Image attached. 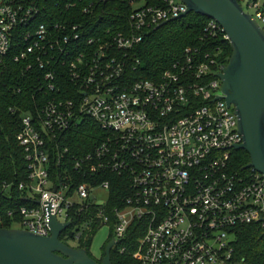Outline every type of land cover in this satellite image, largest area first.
Returning <instances> with one entry per match:
<instances>
[{
  "label": "built area",
  "instance_id": "built-area-1",
  "mask_svg": "<svg viewBox=\"0 0 264 264\" xmlns=\"http://www.w3.org/2000/svg\"><path fill=\"white\" fill-rule=\"evenodd\" d=\"M108 2L0 0V65L14 53L28 70H48L52 92L61 90L60 68L72 84L38 115L22 119L18 140L30 174L19 187L27 202L20 208L19 229L50 237L56 217L70 224L62 236L75 227L78 242L81 227L92 228L94 219L83 216L93 206L100 210L95 219L111 226L108 176L117 175L130 189L114 211V249L134 229L142 236L133 254L139 264H245L236 256L237 234L243 227L264 229V177L254 169L245 174L231 169L235 147L244 139L218 77L224 65L187 49L161 80H135L139 62L131 55L145 32L180 17L187 7L180 0H165V8L142 6L131 15L129 31L115 34L96 22L97 4ZM239 2L264 29V0ZM47 3L58 9L50 19ZM81 15L88 20L77 21ZM207 33L229 41L214 20ZM85 119L96 122L106 138L71 160L68 133ZM53 162L62 168L59 174ZM79 177L89 181L78 184ZM103 193L106 202H100ZM127 251L119 248L121 255Z\"/></svg>",
  "mask_w": 264,
  "mask_h": 264
},
{
  "label": "trees",
  "instance_id": "trees-1",
  "mask_svg": "<svg viewBox=\"0 0 264 264\" xmlns=\"http://www.w3.org/2000/svg\"><path fill=\"white\" fill-rule=\"evenodd\" d=\"M56 3V2H55ZM55 3H47L50 10L46 12V19H50L49 13L58 12ZM165 8V0H109L106 4L96 6V22L105 23L112 29V33H125L131 28L130 17L139 8ZM137 7V8H136ZM82 12V11H81ZM48 14V15H47ZM88 20L86 16L77 17V21ZM210 19L201 15L190 14L186 18L169 23L160 29L151 28L144 34V41L132 53L133 61L137 64L135 80H147L157 82L162 75L173 66L185 59L187 49L198 50L201 59L205 54H210L221 64L227 65L233 55L230 41L224 35H210L207 26ZM133 68V67H132ZM48 70L37 67L28 70L24 62H15L14 53L3 65H0V229H19L22 223L20 208L27 205L22 197L19 187L29 180L28 161L25 150L21 147L18 137L22 131V119L27 115H38L45 104L56 97H63L62 92L72 89L68 71L59 69L57 73V85L60 92H52L46 86L45 75ZM66 94V93H65ZM64 94V95H65ZM106 138V133L101 127L90 119H85L81 124L68 133L67 147L70 149L68 158L71 160L92 152ZM231 169L235 173L245 174L250 170H244L250 163L251 157L245 151L234 152ZM55 174H59L62 168L53 162ZM73 174L74 168L69 169ZM111 181L110 201L106 206L108 215L112 219V237L103 248L100 259L91 253V247L95 235L105 225L96 216L100 213L98 206H93L84 215L85 219H94L92 228L85 231L78 242H75V227L61 237V241L70 246V241L76 244V248L87 251L98 263L105 258L107 246L114 240L113 224L115 223L114 211L120 208L128 195L130 185L128 181L117 175H109ZM78 184L89 181L79 177ZM8 186V189H5ZM86 221L79 224L84 225ZM74 226V225H73ZM142 237V236H141ZM130 230L128 240L121 244L127 248V253L121 255L119 248L112 252V264H139L134 259V252L138 240L141 238ZM69 238V239H68ZM236 256L245 264H264V229L260 226L243 227L237 234L235 244Z\"/></svg>",
  "mask_w": 264,
  "mask_h": 264
},
{
  "label": "water",
  "instance_id": "water-1",
  "mask_svg": "<svg viewBox=\"0 0 264 264\" xmlns=\"http://www.w3.org/2000/svg\"><path fill=\"white\" fill-rule=\"evenodd\" d=\"M187 12L164 22L157 29L186 18L201 15L216 21L227 35L233 55L218 77L229 108L235 107L239 131L243 136L237 152L245 151L254 169L264 177V29L248 13L239 0H180ZM50 237H41L21 229H0V264H112L113 240L106 248L102 263L87 251L61 241L70 224L51 222Z\"/></svg>",
  "mask_w": 264,
  "mask_h": 264
},
{
  "label": "rangeland",
  "instance_id": "rangeland-1",
  "mask_svg": "<svg viewBox=\"0 0 264 264\" xmlns=\"http://www.w3.org/2000/svg\"><path fill=\"white\" fill-rule=\"evenodd\" d=\"M108 199L107 193H103L100 197V202H106ZM72 230V229H71ZM70 230V231H71ZM112 237V227L105 225L99 232L95 235L94 241L91 247V253L95 258L100 259L103 254V248L108 244ZM70 246L76 248V244L70 241Z\"/></svg>",
  "mask_w": 264,
  "mask_h": 264
},
{
  "label": "flooded vegetation",
  "instance_id": "flooded-vegetation-1",
  "mask_svg": "<svg viewBox=\"0 0 264 264\" xmlns=\"http://www.w3.org/2000/svg\"><path fill=\"white\" fill-rule=\"evenodd\" d=\"M98 259V258H97Z\"/></svg>",
  "mask_w": 264,
  "mask_h": 264
}]
</instances>
